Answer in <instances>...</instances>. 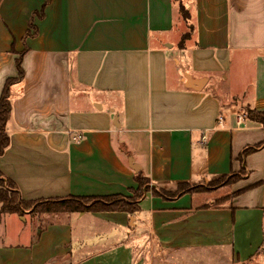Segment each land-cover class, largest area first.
<instances>
[{
    "label": "crops",
    "instance_id": "obj_1",
    "mask_svg": "<svg viewBox=\"0 0 264 264\" xmlns=\"http://www.w3.org/2000/svg\"><path fill=\"white\" fill-rule=\"evenodd\" d=\"M21 54L0 156L19 201L131 200L147 185L134 213L0 210V264H142L150 242L205 244L220 227L239 262L259 251L264 145L242 153L264 143L246 116L264 113V0H0V95ZM231 175L217 207L224 185L156 194ZM8 216L29 229L7 231Z\"/></svg>",
    "mask_w": 264,
    "mask_h": 264
},
{
    "label": "trees",
    "instance_id": "obj_2",
    "mask_svg": "<svg viewBox=\"0 0 264 264\" xmlns=\"http://www.w3.org/2000/svg\"><path fill=\"white\" fill-rule=\"evenodd\" d=\"M50 0H46L48 3ZM179 13L181 14L183 20L187 22L189 20L188 12L185 10L183 5L179 4L178 7ZM191 28L189 27V30ZM189 36V32L186 33L182 37V41L187 39ZM21 54L17 59H15V68L17 71V76L14 78H9L5 81L1 95H0V156L4 153L5 149L8 147L9 138L6 134V123L10 117L11 112V104H10V87L14 84L20 83L24 78V72L21 66L22 63ZM246 116L252 121L258 122L264 127V113L255 112L253 110H247ZM264 145V143L256 146L254 149H247L242 153V157L246 156L248 153L252 152L256 148ZM220 179L227 180L224 186H231L236 183L240 178L237 175H231L228 177H222ZM223 182V181H222ZM212 183V182H211ZM147 185V181L144 179H138V189L136 190L133 198L124 199L119 196H109V197H77V198H69L63 201H46L41 203H30L25 205L20 202L18 199V195L15 193L14 185L2 178L0 174V208L3 213H20L23 210L31 209L33 207V213H57V212H126V213H134L137 210V206L135 205V201L142 197L143 187ZM217 185L211 184L206 187L202 186H187L180 185L176 192L174 193H163L159 192L162 198L165 199H173L177 196H181L182 194L194 191H206ZM147 189V187H146ZM231 198V196H229ZM227 199L217 200L214 203V207L220 206Z\"/></svg>",
    "mask_w": 264,
    "mask_h": 264
},
{
    "label": "rangeland",
    "instance_id": "obj_3",
    "mask_svg": "<svg viewBox=\"0 0 264 264\" xmlns=\"http://www.w3.org/2000/svg\"><path fill=\"white\" fill-rule=\"evenodd\" d=\"M245 68L246 71L244 78H242V81L247 82L249 81L251 75L249 69L247 67ZM236 70L237 66L234 64L230 74H228L229 80L224 84V89H230V87L233 86L232 81L234 79ZM235 88L232 90H235ZM225 91L226 90H217L215 92L221 98L224 97ZM225 100L226 98L222 99L223 102ZM226 181L227 180L225 179H218L216 181H213L212 183H208L206 186L211 184L222 186L226 183ZM230 187L231 186H225L222 190H218L216 193L212 194L209 197L207 196V199H216L218 197L220 198L218 200L227 199L230 195ZM0 208L2 207L0 206ZM38 217L39 216H37V219L39 220ZM5 219H10L6 220L5 222V227L7 231H11L12 229L13 231H16L20 227H24L27 231L32 221V218H27L26 216H8ZM223 229L224 228L220 227L219 229H217L216 232L210 234V236H208L209 238H207L208 242H206L205 244L197 243L192 246L188 245V247L185 248L174 247L171 244L161 245L158 243L155 244L150 242L149 249L146 254L142 256L143 258L140 260V262H142V264H264V244H262L259 251H257L254 255L250 256L247 261L239 262L233 256L231 246L227 245L225 242L226 235L224 234L225 231ZM217 239L223 241L220 244L213 243L214 240ZM15 241L19 242L20 239ZM9 242H12V240L10 239Z\"/></svg>",
    "mask_w": 264,
    "mask_h": 264
},
{
    "label": "built area",
    "instance_id": "obj_4",
    "mask_svg": "<svg viewBox=\"0 0 264 264\" xmlns=\"http://www.w3.org/2000/svg\"><path fill=\"white\" fill-rule=\"evenodd\" d=\"M222 123H223L222 119L219 118L218 119V124L221 125ZM199 143H200L201 146H205L207 144V132L206 131L203 132V134L201 135Z\"/></svg>",
    "mask_w": 264,
    "mask_h": 264
},
{
    "label": "water",
    "instance_id": "obj_5",
    "mask_svg": "<svg viewBox=\"0 0 264 264\" xmlns=\"http://www.w3.org/2000/svg\"><path fill=\"white\" fill-rule=\"evenodd\" d=\"M201 85H202V82H199V83H198V86H201Z\"/></svg>",
    "mask_w": 264,
    "mask_h": 264
}]
</instances>
